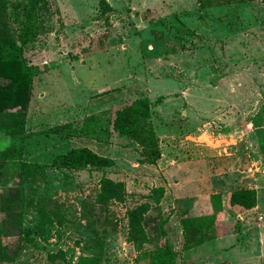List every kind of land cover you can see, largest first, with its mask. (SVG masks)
I'll return each mask as SVG.
<instances>
[{"label":"rangeland","instance_id":"obj_1","mask_svg":"<svg viewBox=\"0 0 264 264\" xmlns=\"http://www.w3.org/2000/svg\"><path fill=\"white\" fill-rule=\"evenodd\" d=\"M108 1V12L101 0L41 1L44 29L24 48L32 97L0 113H27L23 158L0 174V194L22 185L26 195L20 233L1 237L13 259L0 264H151L166 243L177 264H264V0ZM141 96L152 101L157 163L114 127ZM78 147L108 160L60 162ZM28 163L40 165L34 177ZM105 178L123 182L122 199L99 201ZM248 187L259 191L255 208L230 202ZM143 203L147 239L135 241L130 211ZM186 214L208 215L209 232L187 249Z\"/></svg>","mask_w":264,"mask_h":264},{"label":"trees","instance_id":"obj_2","mask_svg":"<svg viewBox=\"0 0 264 264\" xmlns=\"http://www.w3.org/2000/svg\"><path fill=\"white\" fill-rule=\"evenodd\" d=\"M41 1H17L14 8L21 15L22 20L19 29L12 31L8 15V0H0V113L4 112L5 107L13 108L18 104L23 107L27 106L32 97L35 74L32 65L25 56L24 48L34 41L44 29L40 17ZM197 1L201 7L212 5L211 2L206 3L205 0ZM227 2L232 1L227 0ZM101 6L105 12L112 9L108 0H101ZM26 118V111L21 109L17 111L9 109L5 115H0V135H3L7 141L5 148L0 149V174H6V169L23 158L26 148ZM114 127L120 134L132 137L142 146L145 161L157 163L161 158L162 152L153 121L152 101L149 96L138 97L118 109ZM58 158L61 160L60 162L71 166L108 160L87 148L80 147L72 148ZM26 165L29 169L25 171H29V174L34 177L40 165L37 163ZM102 183L99 201L107 202L111 199L123 198V182L105 178ZM160 190L162 191L163 188ZM257 195V190L254 188L234 189L230 194V202L245 208H252L257 205ZM216 196L219 199L221 197L220 194H213L212 198ZM25 205L26 195L22 185L8 187L0 194V210L6 212L5 218L0 222V260L13 259L9 246L3 244L1 237L20 233ZM150 206V203H143L130 211L132 240L144 241L147 239L142 220ZM207 216L186 214L181 218L186 249L200 245L208 239L209 232H205ZM209 219L213 222L214 216H210ZM38 229L44 231V224L38 226ZM176 259V251L166 243L152 253L151 264H177ZM78 264H99V260L97 257H83Z\"/></svg>","mask_w":264,"mask_h":264},{"label":"crops","instance_id":"obj_3","mask_svg":"<svg viewBox=\"0 0 264 264\" xmlns=\"http://www.w3.org/2000/svg\"><path fill=\"white\" fill-rule=\"evenodd\" d=\"M214 183L215 182H219V181H217V178L216 177H214V181H213ZM213 182L211 183V185L213 184ZM209 183V182H208ZM213 186V185H212ZM212 186H210V188H212ZM248 188H252V187H248ZM254 188V187H253ZM254 189H256V188H254ZM257 190V189H256ZM215 192H217V191H215ZM230 194H231V192H230ZM257 196H258V201H257V203L260 201V198H259V191L257 190ZM210 195H207L206 197H209ZM201 196H199L197 199H195V201L196 200H198L199 198H200ZM229 199H230V197H229ZM237 206H239L240 208H242V209H252V208H255V206L254 207H252V208H245V207H243V206H241V205H237ZM207 209H209V208H207Z\"/></svg>","mask_w":264,"mask_h":264}]
</instances>
